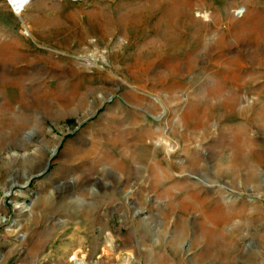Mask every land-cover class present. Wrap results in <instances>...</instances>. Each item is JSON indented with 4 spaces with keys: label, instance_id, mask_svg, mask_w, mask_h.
<instances>
[{
    "label": "rangeland",
    "instance_id": "rangeland-1",
    "mask_svg": "<svg viewBox=\"0 0 264 264\" xmlns=\"http://www.w3.org/2000/svg\"><path fill=\"white\" fill-rule=\"evenodd\" d=\"M76 259L264 264V0H0V264Z\"/></svg>",
    "mask_w": 264,
    "mask_h": 264
},
{
    "label": "bare ground",
    "instance_id": "bare-ground-1",
    "mask_svg": "<svg viewBox=\"0 0 264 264\" xmlns=\"http://www.w3.org/2000/svg\"><path fill=\"white\" fill-rule=\"evenodd\" d=\"M9 2H10V4H11V6L13 7V9L17 12V13H20L23 9H24V7L26 6V4L28 3V1L29 0H8ZM174 10V9H173ZM175 12V11H174ZM172 13V12H171ZM171 13H168V16L170 17H172V14ZM174 14V13H173ZM174 18V17H173ZM169 19H171V18H169ZM173 20V19H172ZM173 23V22H172ZM183 33V32H182ZM33 176H34V172L33 173H31L29 176H28V178L26 179V183L25 184H28L29 182H30V180L33 178ZM33 245H34V247H33V249L35 250V251H40L41 249H42V245H43V243H42V241H38L36 244H35V242L33 243ZM40 253V252H39ZM75 256H77V255H75ZM63 258V257H62ZM61 260V259H60ZM60 260H59V262L57 263V264H59L60 263ZM84 262H83V260H79V259H76V262H75V264H83Z\"/></svg>",
    "mask_w": 264,
    "mask_h": 264
}]
</instances>
